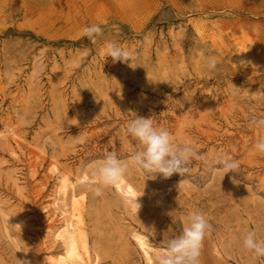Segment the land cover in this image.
<instances>
[{
	"label": "rangeland",
	"instance_id": "obj_1",
	"mask_svg": "<svg viewBox=\"0 0 264 264\" xmlns=\"http://www.w3.org/2000/svg\"><path fill=\"white\" fill-rule=\"evenodd\" d=\"M92 24L103 32L89 39ZM109 41L132 63L106 57ZM137 116L206 157L167 179L130 163L139 211L115 186L98 193L90 174L109 152L141 150L126 131ZM253 117L264 118V0H0V264H56L64 246L46 226L64 223L52 204L62 173L89 264H156L182 232L179 214L194 211L212 225L201 264H264L242 248L250 230L264 239V153L254 148L264 128ZM225 155L241 168L222 179L209 165Z\"/></svg>",
	"mask_w": 264,
	"mask_h": 264
},
{
	"label": "clouds",
	"instance_id": "obj_2",
	"mask_svg": "<svg viewBox=\"0 0 264 264\" xmlns=\"http://www.w3.org/2000/svg\"><path fill=\"white\" fill-rule=\"evenodd\" d=\"M102 32L103 29L99 24H92L82 29V35L89 39H94ZM105 55L111 57L113 63L117 61L132 63L134 59L131 51L111 41L105 45ZM205 68L209 72L217 70L218 60L214 55L208 57ZM249 123L255 128H264V118L253 117ZM126 131L142 148L132 154L129 160H122L115 152H109L92 167L90 174L96 183L98 193L103 188L119 184L127 175L130 163L144 174L150 175L151 179H155L157 174L167 179L174 173L181 176L187 174L193 159L206 161V157L198 153L191 144L174 143L172 134L168 130L154 126L153 118L137 116L128 122ZM254 148L258 153H264V136L255 143ZM209 167L214 174H221L223 179L229 172L239 173L241 165L238 160L225 155L217 157ZM232 182L238 183L235 178ZM135 204L139 211L142 205L137 199ZM177 211L173 210L169 215L173 218ZM179 220L183 225L181 234L166 241L165 249L156 257V264H201L203 242L212 225L205 214L199 211L187 215L181 212ZM242 248L257 258H264V239L259 238L255 230L248 231L242 237ZM21 262L28 264L27 261Z\"/></svg>",
	"mask_w": 264,
	"mask_h": 264
},
{
	"label": "bare ground",
	"instance_id": "obj_3",
	"mask_svg": "<svg viewBox=\"0 0 264 264\" xmlns=\"http://www.w3.org/2000/svg\"><path fill=\"white\" fill-rule=\"evenodd\" d=\"M55 169L56 165L52 164L51 170ZM72 188V181L69 180L66 173H62L56 186V197L53 198L52 204L54 212L58 211L62 215L64 223L54 230H52V226L46 227L49 229L50 234L58 238L64 246V251L58 256L56 264H89L90 252L88 239L84 231L83 219L73 208ZM115 189L121 194L126 204L132 210H137L135 204L136 199L138 203L142 204L140 192L124 178L119 184L115 185ZM83 259H85V263H83ZM146 264L151 263L146 259Z\"/></svg>",
	"mask_w": 264,
	"mask_h": 264
}]
</instances>
